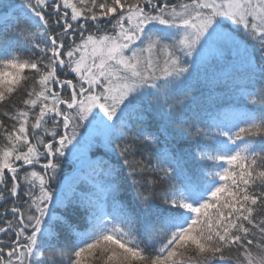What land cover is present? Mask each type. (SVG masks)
<instances>
[{
    "label": "snow or ice",
    "instance_id": "snow-or-ice-1",
    "mask_svg": "<svg viewBox=\"0 0 264 264\" xmlns=\"http://www.w3.org/2000/svg\"><path fill=\"white\" fill-rule=\"evenodd\" d=\"M0 264H264V0H0Z\"/></svg>",
    "mask_w": 264,
    "mask_h": 264
},
{
    "label": "trees",
    "instance_id": "trees-1",
    "mask_svg": "<svg viewBox=\"0 0 264 264\" xmlns=\"http://www.w3.org/2000/svg\"><path fill=\"white\" fill-rule=\"evenodd\" d=\"M0 110H3L2 108H0Z\"/></svg>",
    "mask_w": 264,
    "mask_h": 264
}]
</instances>
